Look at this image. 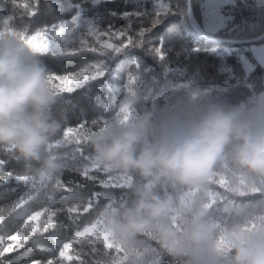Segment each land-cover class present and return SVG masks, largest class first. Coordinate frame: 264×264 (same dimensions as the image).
<instances>
[{"label":"trees","instance_id":"obj_1","mask_svg":"<svg viewBox=\"0 0 264 264\" xmlns=\"http://www.w3.org/2000/svg\"><path fill=\"white\" fill-rule=\"evenodd\" d=\"M24 2L26 0H16V3L13 0H0V29L4 27L3 21L11 18L9 24L12 27L24 29L27 26L29 33L34 34L42 27L58 25L71 19L78 8H82L86 16L95 19L98 30L107 32L109 26H112L113 31L123 30L125 35L119 38L112 35L102 36L109 38L115 45H120L121 41L126 42L128 36L134 40L141 39L139 31L145 29L140 46H130L119 54L109 52L106 55L104 51H90L89 48H82L77 42L74 45L77 49L74 54L67 52L55 57L50 54L40 56L52 74L65 75L86 68L92 74L95 69L89 66L94 64L105 68L104 77L89 80L82 88L75 89L72 93L59 94L61 102L57 111H63L67 120L56 139L63 140V133L69 127L76 130L70 134V142L53 149L54 154L63 157L64 167L52 181H45L47 186L39 189L37 195L28 200L21 209L6 212L4 221L0 223V236L4 237L0 246H7L15 243L7 237L23 229L28 215L36 211L43 212L44 215L36 222L40 231L30 236L22 248L5 254L0 260L5 264H33L34 261L47 264L49 260L59 264V252L63 244L71 243L77 231L90 226L97 219V213L102 207L113 198L119 200L123 196L128 201L131 197L128 188L105 189L99 185L100 179H108L109 176H117L120 173H105L102 170L90 173L98 177L97 180L82 176L83 169L89 165L85 157L92 156V152L87 140L83 139L88 133L78 126L86 123L91 127V122L100 118L112 120L118 108L125 102L132 104V118L149 110L160 116L189 101L226 105L245 103L249 108H255L258 105V96L264 90V67L246 50L248 44L235 45L220 40L241 41L263 35L264 2L236 0L223 8L227 17L225 26L207 30L204 26L202 0H192L198 30L207 37L192 26L187 0H39L38 12L34 17H30L28 10L19 6ZM27 2L32 5L35 0ZM160 12L166 14L162 15L160 22L153 27L152 20ZM87 43L89 47L100 48L92 37L87 38ZM241 53L249 57L254 67L252 70L242 62ZM130 75L136 77L133 84L128 82ZM54 83L59 84L58 81ZM68 86L74 87L73 84ZM130 91L135 92V98L129 96ZM97 96L103 98L107 108L97 105ZM77 137L81 138L79 145L75 143ZM77 147L83 150V155L76 152ZM13 157L12 153L0 150V159L7 161L3 171L13 173V179L0 187V208L13 205L32 187L31 181L17 183L14 178L16 175L35 176L27 171L24 162ZM217 172L215 182L209 185V189L218 194L217 203L214 205V209L218 211L213 213L212 219L219 222L226 232L234 227H250L253 222L259 226V217L264 216V194L252 193L241 186V173L223 168ZM135 177L134 184L137 186L142 187L141 183L147 182L139 176ZM221 177L226 179V187L219 185ZM244 179L249 187L254 181L246 175ZM57 181L60 182V187H57ZM259 182L255 181L256 186H260ZM64 186L72 188V191H64ZM165 186L158 183L154 192L164 196ZM229 188L233 190L229 191ZM240 190L246 194L240 195ZM185 192L186 190L167 186V194L177 200ZM93 193L101 194L98 201L93 198ZM89 202L93 203V207L84 212L83 208ZM225 206H230L232 211L225 212ZM70 208H77L78 211L69 212ZM50 210L57 213L54 217L55 227L43 232V224L47 222V212ZM220 235V230H217V240ZM89 239L93 243L89 244ZM41 245L52 251L41 250ZM81 249L83 251H80ZM126 249L128 256L124 259L125 252H118L115 248L107 249L104 243L96 241L94 236L81 238V242L74 243L68 252V255L73 256V260L64 261V264H96L97 261L107 260L109 257H115L117 262L122 260L123 264H149L157 258L160 259V264H186L189 259L186 255L169 256L157 240L145 235L138 237ZM151 249L156 251L152 252ZM201 250L206 253L203 259L199 258L203 264H217L218 260L219 264H230L228 254L226 257H216L211 254L210 247Z\"/></svg>","mask_w":264,"mask_h":264},{"label":"clouds","instance_id":"obj_2","mask_svg":"<svg viewBox=\"0 0 264 264\" xmlns=\"http://www.w3.org/2000/svg\"><path fill=\"white\" fill-rule=\"evenodd\" d=\"M49 76L48 66L18 35L0 38V150H8L28 172L46 181L64 167L48 146L58 141L67 120L57 111L61 97ZM87 142L92 157L107 170L195 193L182 202L129 186L126 203L105 205L97 213L120 248L130 247L145 233L172 257L185 255L188 248H209L217 229L203 205L212 174L226 163L235 172L264 181V105L189 101L160 116L151 110L139 113L126 125L112 121ZM224 211L232 208L225 206ZM174 224L186 230L178 232ZM224 239L230 264H264V235H241L234 227ZM188 257L186 264H203Z\"/></svg>","mask_w":264,"mask_h":264},{"label":"snow or ice","instance_id":"obj_3","mask_svg":"<svg viewBox=\"0 0 264 264\" xmlns=\"http://www.w3.org/2000/svg\"><path fill=\"white\" fill-rule=\"evenodd\" d=\"M14 3H16V0H13ZM38 2L39 0H35V3L30 5L27 0L23 4H20V7H23L24 9L28 10V15L30 17H34L37 15L38 12ZM166 14L165 12L157 13L156 17L152 20V26L154 27L157 23L160 22V18L162 15ZM9 19H6L3 21L4 27L3 29H0V38H3L7 34H15L20 37L22 41H24L26 44H28L30 47L33 48V51L36 52L39 56H46L51 55L53 57L58 55H63L67 52L75 53L77 49L74 47V45L78 42L82 48H89L90 51H104V53L107 55L109 52L119 54L123 51V49H126L128 47H138L142 43V36L144 34L145 29H141L139 31V37L141 39L134 40L131 36H128L127 41H121L120 45H115L113 43L108 42H101L100 37L106 36V35H112L117 38L120 36H124L125 32L123 30L121 31H113L112 26H109V29L107 32L101 31L96 29L95 27L89 25L86 30L81 27L80 24V17L76 16L69 22H61L58 25L54 24L49 26L42 27L34 32V34H30L28 27L25 26L24 29H16L12 27L9 24ZM93 36L96 40V43L100 45V48L96 47H89L86 36ZM111 56H109L110 58ZM161 58L162 55H161ZM89 67L95 69L94 73L90 74L88 69L69 73L65 75H59V74H52L50 73L49 76V82L52 84V86L58 91V93H72L75 89L82 88L89 80H96L97 78H102L105 75V68L104 66L100 64H94L90 65ZM54 81H58L59 84H55ZM128 82L130 84H133L136 82V77L133 75H130L128 77ZM69 84H73L74 87H69ZM129 96L132 98H135L136 94L134 91L129 92ZM95 101L97 105L101 108H107L108 105L106 102H103V98L100 96L95 97ZM133 117V107L131 103L125 102L123 103L116 113L115 118L112 120L100 118L98 120H93L91 122V127H88L86 123H81L78 128L84 129L88 135L83 137V139H88L89 135L94 133V129L96 130H102L104 127H107L112 121H117L122 125H126ZM76 130L69 127L67 128L63 133V140H58L53 143H51L48 148L49 152L53 154V158L55 159L57 154L53 153L54 148H60L63 146L64 143L70 142L69 136L70 134L74 133ZM75 143L79 145L81 143V138L77 137L75 139ZM5 152H9L8 150H3ZM76 152L81 153L83 155V150L79 147L76 148ZM60 157V156H59ZM15 158V157H13ZM61 160H63V157H60ZM89 161V165L86 166L82 171V176L86 179L90 180H97L98 177L91 175L90 173L96 172L98 170H102L105 173H111V170H107L103 168L98 162L95 161V159L89 155L88 157H85ZM17 160V159H16ZM18 161V160H17ZM7 163L6 160L0 159V187H3L4 185H7L11 179H13V173L12 172H5L3 171L4 165ZM222 168L225 170H229L227 164L225 163L222 165ZM218 175V172H214L212 176L210 177L209 183H213L214 178ZM15 181L17 183L20 182H32V187L28 188L27 191L22 195L13 205H10L6 208H0V223H2L5 219V213L6 212H12L14 209H21L22 206H24L28 200L32 199L35 195H37L39 189L45 188L47 185L45 184V177L43 175L37 177V176H30L28 174L24 175H16ZM136 182V177L131 174H119L117 176H109L108 179H100L99 185L102 188L109 189V188H119L124 189L128 188L132 184ZM158 181H147L142 182L141 186L145 188L147 191H154V189L158 185ZM219 185L221 187L227 186V181L225 178L221 177L218 181ZM57 187H60V182H56ZM260 186H256L255 181L251 183V186L246 183L244 179V175L241 174L240 178V185L243 186L245 189L250 190L252 193H261L264 194V181L259 182ZM37 185H39V188H37ZM229 191H232L233 189H228ZM64 191H72V188L64 186ZM165 195L169 196L167 194V186H165ZM240 195H245L246 192L243 190L239 191ZM100 193H93V198L98 201L100 197ZM195 193L192 190L186 191L180 198L181 201L184 202L185 200L193 197ZM218 194L212 192L209 190L206 198V202L203 205L204 211L206 215L212 219L213 213L215 211H218V209H214V205L217 203ZM127 200L121 196L119 200L116 198H113L110 200L106 205L108 207H112L113 205H123L126 203ZM232 203V202H230ZM93 207V203L89 202L87 206L83 208L84 212H88ZM211 210V211H210ZM78 211L77 208H70L69 212ZM27 212V210H25ZM56 211L50 210L47 212V222L43 224L42 231L48 232L50 228L55 227L54 224V217L56 216ZM44 215L41 211H36L33 214H30L27 216V220L23 224V229L21 231H17L15 234L8 236L7 238L13 242L14 244H9L7 246H0V257L5 256V254L11 253L13 251H17L20 248L24 246V242L28 240V238L34 234H36L40 229L37 227V221L40 219V217ZM260 223L259 226L255 222L251 224V226H244V227H236L238 228L241 235L244 234H259L264 235V216L259 217ZM214 227L217 230H220L221 235L219 236V239H216V236L214 237L213 244L210 247L211 254L216 257H226L228 254V247L225 245V239H224V233L227 231L226 229L221 227V224L215 220H213ZM173 227L176 228L178 232L185 231V227L183 225L174 224ZM145 236L149 237L150 239H155L150 233H145ZM95 237L96 241H102L104 243V246L107 249L115 248L118 252L123 251L125 252L124 259H127L128 253L127 249L120 248L115 245L113 239L111 238V234L107 233L103 229L102 221L97 218L93 223L90 224V226H86L83 228L82 231H77L73 237V240L71 243H64L62 250L59 252V257L61 258L59 260V264H64V261H72L73 256L68 255V252L70 249H72L74 243H80L81 238H87V237ZM4 237L0 236V245L3 244ZM88 243H93L92 240H88ZM41 250H47L52 251V249H45L42 245L40 246ZM80 251H83L81 249ZM95 251V249H93ZM152 252H155V249H151ZM107 255V253H105ZM185 255L191 256L195 258L203 259L206 255L204 250L201 249H185ZM0 264H5L3 260H0ZM33 264H41L40 261H34ZM47 264H54L53 260H49ZM96 264H123V261H116L115 257H109L107 260L97 261ZM149 264H160V259H154L149 262Z\"/></svg>","mask_w":264,"mask_h":264},{"label":"rangeland","instance_id":"obj_4","mask_svg":"<svg viewBox=\"0 0 264 264\" xmlns=\"http://www.w3.org/2000/svg\"><path fill=\"white\" fill-rule=\"evenodd\" d=\"M95 2L99 0H94ZM236 0H202V9L204 14V26L207 30H211L212 28H215V25H220V27H224L226 24L227 17L223 13L224 6L228 4L234 3ZM263 1L264 0H259ZM79 16L80 17V24L81 27L86 30V28L91 25L98 29L95 19L90 18L86 16L83 13L82 8H78L77 12L73 15V17L65 22L71 21L74 17ZM218 28V27H217ZM88 37L93 36H86V40ZM95 39V38H94ZM101 42H108L113 43L109 38H102L100 37ZM246 50H248L252 57L255 58V60L264 67V41H261L259 43H254L249 46H247ZM241 60L244 63V65L249 69L252 70L253 64L249 60V57L245 53H241ZM258 105H264V90L259 94L257 99Z\"/></svg>","mask_w":264,"mask_h":264},{"label":"water","instance_id":"obj_5","mask_svg":"<svg viewBox=\"0 0 264 264\" xmlns=\"http://www.w3.org/2000/svg\"><path fill=\"white\" fill-rule=\"evenodd\" d=\"M187 6H188V15H189V19L190 22L192 24V26L198 30V27L196 25L195 19H194V15H193V8H192V0H187ZM199 33L205 37H207L202 31L198 30ZM211 38V37H210ZM214 39V38H212ZM264 40V34L257 37V38H253V39H247V40H241V41H232V40H220L221 42H228V43H232L235 45H242V44H254V43H259L261 41Z\"/></svg>","mask_w":264,"mask_h":264},{"label":"crops","instance_id":"obj_6","mask_svg":"<svg viewBox=\"0 0 264 264\" xmlns=\"http://www.w3.org/2000/svg\"><path fill=\"white\" fill-rule=\"evenodd\" d=\"M220 25H221V24H220ZM220 25H215V28H217V27L219 28V27H220ZM215 28H214V29H215ZM218 28H217V29H218ZM213 31H214V30H213Z\"/></svg>","mask_w":264,"mask_h":264}]
</instances>
